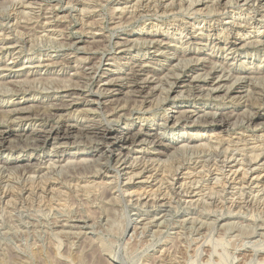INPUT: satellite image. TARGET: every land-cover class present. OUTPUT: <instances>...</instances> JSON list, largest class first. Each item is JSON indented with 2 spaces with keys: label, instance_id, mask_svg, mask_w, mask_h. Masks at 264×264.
Here are the masks:
<instances>
[{
  "label": "rangeland",
  "instance_id": "obj_1",
  "mask_svg": "<svg viewBox=\"0 0 264 264\" xmlns=\"http://www.w3.org/2000/svg\"><path fill=\"white\" fill-rule=\"evenodd\" d=\"M0 1L3 2V3L0 2V21H1L0 22V32L1 30L4 32L6 27H9L14 23L12 25L14 29H12V31L10 30L9 36L11 38L13 37L12 39H15L16 40L15 42L17 44H21L22 41H24L26 37L27 38L30 37L31 39L30 42H32L31 44L34 46V49L29 52L31 54V56L29 57H32L33 60H30V58L28 57H24L22 59V62L20 61V63L22 64L24 63L26 65V67L23 68L22 70L23 71L22 75H20L19 77H13V76H7L9 75L7 71L0 73V89H1V86L4 89L7 86H11L14 89L16 87L17 88L19 87V89L25 90V89L30 88L31 85L32 86H43V84H46L47 86L44 85L43 87H58V89L60 88L59 91H61L62 88H68L71 86V87H81L82 96H86L90 94L92 89L93 90L97 89V85L99 82L98 80H95V79L92 80L93 82H90L91 80L89 79L90 76H88L87 80L85 79L86 81L84 80V75H83V71L81 68L82 66L81 59L83 57L90 56V55H94V57H99L103 53L106 55H110L109 57H112V59L109 61H103L100 65V69L102 71H108V72L110 71L112 77H117L118 76L117 73L119 72L122 74L124 73L127 74L129 72L128 70L129 66L126 65L125 63L128 62L129 60L132 61V62L130 61L131 64L133 63V61L135 62L136 60H138L142 64H145L146 66H148L149 71L154 72L155 70V72L157 71L158 74H161V76H164V78H160L161 76H159V78L160 80L162 79L161 82H164V85L166 87L164 85L160 87L159 84L161 83H159L160 82L159 80L152 82L153 85H150L151 87H149V89L147 88L148 94L146 96L147 97L146 99L139 98L136 100L135 97L133 98L132 96H130L131 93L128 92L127 88H123L121 90L119 89L121 92L117 90L112 95L108 96L106 99L105 98L100 99V101H96V102L94 101L88 104H78L79 108L76 107L75 111L69 110V111H66L63 113L60 112L59 114L54 115L53 112L51 113L50 109H47L48 106L46 105L45 107H43L45 108L43 110L48 111V112H46L47 114L45 116L46 119L44 118V120L41 122V125H45L47 127L55 126V128H58L59 125L66 122L67 120L68 121L72 120L73 122H75L76 120L83 121V119H93L94 118L93 119L94 121L92 123H96L101 128H103L104 126L107 125L105 120L103 119V111L107 108L108 105L110 106L112 104L111 102L118 101L120 105H125V107L131 106L133 109L139 110V111L141 110V111L140 112L138 111V114L134 117H131V116L124 117L123 116L124 118L122 117L121 120L116 119L111 124L113 129H117L118 127L123 128L125 126L127 127L133 123V126H131V129H130L132 132L137 131L140 128L148 127V129H153L154 132L164 133V135L166 136L163 139L164 143H169L170 141H168L167 138L168 137L171 138L172 136L173 138L175 137V140L179 138V141L182 139H185V141L180 142L182 143V145L179 143L181 147H183V143H184L185 148L183 147V152H182L181 147L177 149V146H179L177 145V142H174V144H176L174 150H172L173 148L166 149L167 154L164 153V150L162 148L163 146L162 147L159 146L158 147L159 151L163 153H161L160 156L159 154H151V155H156V156L152 157V160H151L152 168L150 169V172L148 173V175L145 174L144 176H141V177L135 176L131 181H128V179H126L127 176H124V178L120 180L122 183L120 182L118 183L120 184V186L123 185L124 188H122V191L125 190L126 188L128 189H126L125 192L124 191L120 192V195H118L119 192L117 190L119 187L118 188L116 187L117 182H116V179H114L113 174H106V176H102L100 174V172L103 171V169L101 168L100 162L103 161V157H104L103 146L106 143L105 138L104 140H99L98 138L90 137V138H85V139L81 138L79 140L78 137L75 136L74 139L72 137L70 139H61L59 141L60 143L57 144L58 146L56 144L54 145L49 144V145L37 147L35 148V150L28 149L23 152H20V150H17L14 153H9L8 151H4L0 153L1 157L8 159L9 161L18 157L19 161L17 162L21 164L17 168L10 169L9 173L4 172L5 173L4 176H3L4 173L0 174V190H1L0 193L3 191L2 189L5 187L4 185H7L6 187L8 188L10 187V189L7 191L8 188L6 189L5 187L4 191H7L8 194L9 192L12 191L11 193L13 194V195L9 194L8 196L9 199L8 197L7 199L6 198L0 199V264H219V263L220 264H264V259H263L264 258V238H263L264 237V201H263L264 200L263 198L264 197L263 196L264 195V187H263L264 186V181H263L264 180V165L262 166V170L257 171V174H262L261 177H263L260 180L261 181L260 185H256V183H253V184L249 183L246 185V188L248 187V185H252V186L249 189L248 188L246 190L244 189L243 192L242 190L238 189L239 187H237L235 191L230 189L231 191L230 192L228 189V191H225L224 193L219 192L220 195L223 194L225 196V200L223 201L224 203L222 202V200L217 201L216 203L214 200H212L211 198H208V196L205 195L206 191H207L206 194L210 193V190L208 189H210V187L214 185L213 183L215 181L213 180L212 182L211 178L213 176L212 177L207 176L206 172H204L206 168H200L204 170L203 172L202 170L198 168V170L201 171L202 174L199 171H197V169H192L194 171L193 174H195L193 178L195 180V183L196 181L197 182L199 181V183L195 184L196 186H194V188H198L199 186V188L195 191L197 195H194L193 197L197 201H193V203H189L188 200H186L187 197L185 195H183L182 198H179L176 196V194H174V192L171 193L173 190H170L169 188L172 186V180L175 175V173H173L175 172L173 168H176V166H178V164L183 161L182 159H184L183 162H186L187 164H190L189 165L190 167H193L194 166L193 162L195 158L199 156L197 153L199 152L202 154L203 153L209 154V151L206 148H209V146L213 144V142L216 143L217 142L216 140L222 139L224 143L225 141L227 143L230 142V144L232 145L231 146L232 149L237 148V146H240L241 148L239 147V150H238L239 152L236 153L237 155H239L238 159L242 158V155H240V152L241 154H244L245 151L247 153L249 151V148L251 146L253 148L255 144H256V147H255L256 152L258 153L259 151H263L261 152L262 153L261 157H263L264 155V97H263L264 96V79H263L264 77V49H263L264 48V21L262 22H260L259 20H257L258 22L252 21L251 17L253 18V16H256L255 11L252 7H249V5H245L238 0H237L238 2L236 0H230V1L228 0L229 4L227 5L228 7H225L226 8L225 9L223 8V5L217 2V0H215V2L214 0H204L207 4H209L210 7H208L207 5H206L207 8L201 7L204 9L203 12H201L202 11L201 10L197 13H193L192 11L186 9L187 4L185 5L184 3L185 7L182 9L178 8L174 11L163 13L164 11L163 9L159 8L157 12L155 11L156 8L154 7L148 13L146 12L142 14L143 16L142 15L133 16L131 18L129 16L130 14L126 13L127 17H125L124 19L121 16L126 15V14L125 13L121 14L120 12L121 7L125 6L123 1L120 4H118L116 0H112V1L110 0H84V1L83 0H80V1L79 0H27V1L26 0H11V1L10 0H7V1L0 0ZM18 1H21V2H18ZM131 3L127 5L132 6L134 2H131ZM214 3L215 4L217 3L216 6ZM213 6L216 9L217 8L218 9L217 10L214 9ZM127 8H130V7H127ZM262 10H264V8H262ZM128 11H131V10L129 9ZM217 12L219 13L222 12L221 14L223 15H220ZM1 13H2V16H1ZM208 13L209 14L212 13L210 14V17ZM237 15L239 16L241 15V16L239 17ZM113 18H117V20L115 19L116 25L114 21L112 20ZM225 19H227L228 21ZM229 20H230V23H229ZM46 21H47V24H46ZM95 21H97L98 23ZM236 21L238 22V25L240 27H243V28L245 27L247 29L245 33L247 35L246 37L248 39V42L254 41V40L255 42L249 43L248 44L249 46L247 45L244 48H240L239 50H227L226 44L228 41L226 39H232L235 36L234 35V36L229 37L228 29L229 27H231V23L232 25L233 24L237 25ZM243 22L246 25H244ZM19 23H21L20 24L21 26L19 25ZM29 23L30 24L32 23V24L30 25ZM43 23H45L46 26H50V27H48L47 29L43 27L42 28L39 27V26H44L45 24ZM186 23H192V24L194 23L197 27L199 26L200 28L201 26H205L207 28L209 27L214 28L216 32L221 33V37H223L222 42L220 43L219 46L218 45L215 46V44L213 43L204 44L205 42H201V44H195V45L188 43L187 40L189 38H186L185 34L181 33V30H182L181 28H183ZM240 23H242V25H240ZM26 24H29L30 26ZM227 25H229V27H227ZM24 27L33 29L30 32L31 36L30 34L29 36L25 34L26 29ZM54 28L56 29L54 30ZM221 28L222 29L224 28L225 30L224 29L222 30ZM259 28L261 30V33L260 32L258 33L257 29ZM48 29L50 33L48 32ZM43 30L44 32H46L47 35L43 34L44 33ZM40 31L42 34L40 33ZM54 31H55V34H54ZM148 31L155 32V33L161 32V33H164V35H167V37L164 40L165 43H163V45L164 46L166 45V46L165 47L163 46L162 49L163 50L166 49L165 51H167L168 53L177 54V56L170 58L168 60H165L164 58H157V56H155L156 54L153 53L155 49L150 50V49H145V47L142 48L141 47L142 44L145 43L143 34L148 33ZM7 32L8 31H6V33ZM20 32H21L20 37H18ZM83 32H85V34ZM102 32L105 33L106 36H104L105 34H103ZM94 33H97L96 37H94L95 39L91 38L90 36ZM197 33H199V31H197ZM86 34L88 36H86ZM23 35L25 36L22 37ZM48 35H49V38H48ZM110 35H112V38H109L111 37ZM203 36L206 37L207 33L203 34ZM238 36L240 38L241 36H243V34L237 35L236 37L238 38ZM45 37L48 38L49 40L46 39ZM54 37H56L57 39L55 40ZM120 37L128 38V40H131V39L135 40L138 46H135L133 48L129 47L130 48V49L128 48L129 50H126L123 53H120V48H118V45H116L117 42L121 40ZM188 37H190V35H188ZM33 38L36 39L35 40L36 42L34 41ZM50 38L52 39L51 41H50ZM53 39L55 40V42ZM76 39H77L79 46L78 45L72 46L71 45L72 41L73 40L76 41ZM138 41L140 44L137 43ZM256 41L258 43H256ZM101 45H103L102 46L103 48L101 47ZM184 50H187L185 51V54L188 58L192 59V62L194 64L198 62L196 61L195 57H199V56L202 57V59L200 60V62H198L197 65H194L191 68L186 69L185 71L181 72V76L184 80L187 79L189 75H191L190 77L197 76V75L204 76L205 73H207L205 71H209V68H211L212 66H215V64L217 65L216 67L219 69H221L222 66L223 67L224 66L225 67L237 66L236 68L240 69L238 71L246 72V74H250L254 78L252 81L244 80L243 87L240 88L239 90H234V92L231 94V97H228V98L225 95V93L222 91L216 92L214 93V95L210 97L209 95H206L204 92L201 94V96L197 95V99L194 101L192 100V98H190L191 91L189 92L188 87H183V86L175 89L174 91H171L169 93V96H167L166 91L168 88L167 86L168 84H166V79L168 77L170 78L171 76H173L175 74L174 71L176 73L179 72L178 69L180 68L179 65H182L180 63H182L181 59H183L182 56L184 54ZM63 56L64 57L69 56L73 60L71 61V63H66L65 66L63 67L58 66V67H55L54 69L47 70L45 68H38V69L33 68L32 63H31V61L35 63L40 58L46 59L47 57L48 58L55 57L56 60H61ZM211 56H212V59H207L208 61L203 59V57L211 58ZM97 59L95 61H97ZM178 59H180V61ZM192 62L191 64H193ZM32 72L35 74H32ZM169 73L171 75H169ZM198 73H202V74H198ZM253 73L256 75H254ZM258 73H262V74L260 75ZM40 74L41 76L46 75L45 76L46 80L47 79L49 80L45 81L42 79L43 80L42 81L39 78ZM56 75L58 76V78L56 77ZM27 77H28V80H27ZM155 77L158 78L157 75ZM33 79H35L34 83H32ZM30 80H31V83H30ZM69 80H70V83H69ZM8 82L10 85L8 84ZM86 82L90 84L89 87H88V84H86ZM61 85L65 87H62ZM163 87H165L164 90L162 89ZM255 89H259V90H255ZM162 90L164 91V93ZM54 95L58 96L57 94H54V93L51 94V96H54ZM31 96L33 95L30 92H27V93L19 92L17 95L12 96L11 98L14 102L19 103L18 105L20 106L22 105L26 108L27 107L30 108L31 107L30 105L32 104L30 102L32 101ZM41 96L42 95H39V98H41ZM248 97L250 98L248 99ZM93 98H98V97L93 95ZM253 98H254V101H251ZM28 99H30V101ZM162 99L165 101L163 102ZM142 100H144V102L141 104V102L139 101H142ZM2 103L4 106L7 104V102L6 103L1 102V104ZM12 104L13 103L10 102L7 105V108L10 107L9 105H12ZM35 108L36 107H34V109ZM149 108H152V109H149ZM214 109L215 111H219V112L222 109L223 110L225 109L226 113H223V115H227L229 117L228 127H225L221 130L220 127L217 125L210 126L208 122L206 123L205 120L210 118V116H207L208 117L207 118L204 116V114ZM150 110H153V111H150ZM189 110L190 111L196 110L195 112L196 120L195 121H191L194 118L186 120L183 117V119L180 120L178 126H176L177 128L174 132H169L167 129L166 130L163 129L161 131L159 123L161 122V117L165 113L169 115L175 114L176 116H178V115H181L183 111H189ZM223 115L219 116V118H221ZM248 115H249V118H248ZM5 116L6 115L4 113H0V120H1L0 130H4L6 131V133H8L6 143L9 144V142H11L12 144H9V145H16V143L17 144L21 143V146L26 144L24 143L25 137L24 138L19 137L16 135V133H18V130H20L22 127H25V129H30V127H32L34 123L31 124L30 122H26V121L19 122L17 120H13L12 119L13 117H9V116L5 117ZM68 118L71 120H69ZM154 119H156L158 123L157 122L154 123L153 121ZM188 121L191 123H189ZM193 136H197L198 139L191 138ZM17 139H18V142H17ZM207 141L209 143L211 141L213 142L209 144L207 143ZM70 142L71 143L73 142V143L71 144ZM94 143H96L97 145L100 144L99 146L101 148L97 150V152L91 153V151L94 150L93 148L94 146L92 147V144L94 145ZM206 143L208 144L207 147L205 145ZM154 145L155 144H150L149 142H147L143 146V148L145 147L146 150L148 149L151 153H153L155 152L154 147H153ZM193 145H196V146H193ZM127 147L128 145L124 146V148H121V150H123L124 152H127L128 150ZM192 147L194 148L192 149ZM198 147L200 149H198ZM242 148H244L243 149L244 153L242 152ZM134 149L137 150L140 148H134ZM57 151L66 154L67 159L65 157L63 161L57 162L55 159L53 160L52 158L51 160L52 162L48 160V162H46L45 164H43L44 162L40 164H36V165L33 164L35 161L38 162V160H36L37 155H40L39 157L41 158L49 159L50 157L47 156V153L53 155ZM130 151H131L130 157H137L138 154H139L138 156H141L140 153L133 150V146L130 147ZM173 151L175 154L173 153ZM190 152H191V155L193 154L192 162L191 161L188 162L191 158V157L189 158L188 156L190 155ZM183 153H186V154H183ZM194 153L197 155H194ZM31 154H33L32 157H34V159L32 161H29V155ZM183 155H184V158H183ZM83 158L86 159L85 160L86 163L83 162L84 161ZM91 158H92L91 160L92 162L90 161ZM176 159H178V161L180 162H178ZM138 160H140V157L136 161ZM168 160L169 161L171 160V161L168 163ZM79 161H81L82 164H80ZM263 162L264 160L261 161V163ZM48 163H50L51 166ZM60 163H63V164H60ZM32 164L34 166L31 168ZM46 164L49 165L48 169H47ZM55 164L56 166H54ZM91 169H93V171L95 172H93ZM23 170H26V172H24ZM195 171H197L198 173ZM184 172H186V170ZM6 174H9V175H6ZM28 174L30 176H27ZM34 174H35V178H34ZM36 175H39V176H36ZM180 177L181 179L183 177L187 179V182H189L191 179V178H188L187 175L185 176L183 174H180ZM143 180L145 181L143 182ZM91 182L93 184H91ZM159 183H162V184H159ZM45 185L46 187H48V191L43 190V187H45ZM11 186L13 187L11 188ZM50 186H52L51 189H50ZM216 187L218 188V185H216ZM260 187L262 188L263 191L260 190L261 189ZM172 188L173 187H171V189ZM55 190L59 192H56ZM236 190H239V191H236ZM130 191L136 192V195L133 194L134 199H137L139 196L142 197V198L139 197L137 202L135 201L136 204L134 202L129 203L130 201L127 199L129 198L128 194L130 193ZM259 191L261 192L260 194L262 195V197H260L261 195L259 194ZM245 192L249 193L248 195L252 194V196H250L251 201L248 202V204L245 201L234 203L235 205L231 202L230 197H232V193L235 194L237 197L240 195L239 193L242 194ZM153 193L154 195L156 194L157 195L154 196ZM216 193L213 195L214 197L217 196L218 193L217 194ZM158 194H160V196ZM1 196L2 195H0V197ZM200 197H201V201H200ZM146 198L148 200H153V201H157V200H161L162 198H165L166 200L168 199L167 201L169 202V204L161 208H158V206H156L158 205V201H157V204L153 205L150 203L151 205H149V202L144 203ZM11 199H13L12 200L13 203L11 202ZM126 199L127 201L125 202ZM205 199H206V202H205ZM258 199L259 201H257ZM210 200L212 201L211 203H210ZM252 200H253V203H251ZM203 201L207 203L208 206L205 203H203ZM209 203H210V206H209ZM239 203L240 205H243V206L240 207ZM105 214L109 216H106ZM63 222H65L68 225H66ZM75 232H78V233H75ZM234 241L236 242L234 243ZM217 253H219V255Z\"/></svg>",
  "mask_w": 264,
  "mask_h": 264
},
{
  "label": "bare ground",
  "instance_id": "obj_2",
  "mask_svg": "<svg viewBox=\"0 0 264 264\" xmlns=\"http://www.w3.org/2000/svg\"><path fill=\"white\" fill-rule=\"evenodd\" d=\"M5 1V0H3ZM7 1V0H6ZM11 1V0H10ZM27 1V0H26ZM80 1V0H79ZM84 1V0H83ZM112 1V0H110ZM118 2V4H120L122 1L124 3L125 6H122L121 7V14H126V13H129L130 17L132 18L133 16H140L144 13H148L151 9H153L154 7L156 8L155 11L159 10V8L163 9V13L164 12H169V11H174L178 8L182 9L185 7V5L187 4V8L188 10L192 11L193 13H197L199 11L203 12V8L207 6H209V4H207L204 0H116ZM230 1V0H229ZM228 0H217V2L221 5H223V8L225 7H228L227 5L229 4ZM237 1V0H236ZM240 1L241 3L245 4V5H249V7H252L255 11V15L256 16H253V18L251 17L252 21L253 22H256L257 20H259L260 22L264 21V10H262V8H264V0H238ZM237 1V2H238ZM1 2V1H0ZM18 2H21V1H18ZM88 2V1H87ZM99 2V1H98ZM131 2H134L133 5L129 6L127 4L131 3ZM213 2V1H211ZM215 2V0H214ZM3 3V2H1ZM16 3V1H15ZM26 3V2H25ZM85 3V2H83ZM185 3V5H184ZM132 4V3H131ZM211 4V3H210ZM215 4V3H214ZM217 4V3H216ZM215 4V6H216ZM235 4V3H234ZM257 4V5H256ZM24 5V3H23ZM34 5V4H33ZM70 5V4H69ZM123 5V4H122ZM207 5V6H206ZM220 5V6H221ZM239 5V4H238ZM66 6V5H65ZM120 6V5H119ZM233 6V5H232ZM241 6V5H240ZM8 7V6H7ZM87 7V6H86ZM127 7H130V8H127ZM203 7V8H201ZM212 7V6H211ZM214 7V6H213ZM218 7V6H217ZM110 8V7H109ZM222 8V7H221ZM222 8V9H223ZM243 8V7H242ZM13 9V8H12ZM28 9V8H27ZM79 9V7H78ZM131 10V11H128V10ZM160 9V10H161ZM214 9H216L214 7ZM213 9V11H214ZM218 9V8H217ZM216 9V10H217ZM226 9V8H225ZM224 9V10H225ZM252 9V10H253ZM50 10V9H49ZM52 10V9H51ZM85 10V9H84ZM93 10V9H92ZM223 10V12H224ZM231 10V8H230ZM241 10V9H240ZM11 11V10H10ZM17 11V10H16ZM53 11V10H52ZM127 11V12H126ZM189 11V12H190ZM234 11V10H233ZM244 11V10H243ZM253 11V12H254ZM56 12V11H55ZM107 12V11H106ZM158 12V11H157ZM226 12V11H225ZM231 12V11H229ZM248 12V11H247ZM3 13V12H2ZM2 13H1V16H2ZM12 13V12H11ZM37 13V12H36ZM42 13V12H41ZM84 13V12H83ZM91 13V12H90ZM175 13V12H174ZM192 13V15H193ZM219 13V12H217ZM222 13V12H221ZM219 13L220 15H223ZM236 13V12H235ZM250 13V12H249ZM34 14V13H33ZM52 14V13H51ZM98 14V13H97ZM119 14V13H118ZM160 14V13H159ZM209 14V13H208ZM212 14V13H210ZM210 14H209V17H210ZM217 14V15H219ZM252 14V12H251ZM250 14V15H251ZM36 15V14H35ZM58 15V14H57ZM69 15V14H68ZM93 15V14H92ZM95 15V14H94ZM191 15V16H192ZM216 15V16H217ZM234 15V14H233ZM39 16V15H38ZM56 16V15H55ZM54 16V17H55ZM59 16V15H58ZM90 16V15H89ZM115 16V15H113ZM112 16V17H113ZM118 16V15H117ZM143 16V15H142ZM188 16V15H187ZM190 16V15H189ZM235 16V15H234ZM239 16V15H237ZM241 16V15H240ZM239 16V17H240ZM33 17V15H32ZM51 17V16H49ZM100 17V16H99ZM125 19V17H127V14L126 15H123L121 16ZM178 17V16H177ZM181 17V16H180ZM246 17V16H245ZM244 17V18H245ZM259 17V19H258ZM65 18V17H64ZM120 18V17H119ZM139 18V17H138ZM192 18V17H191ZM228 18V17H227ZM24 19V18H23ZM36 19V18H35ZM85 19V18H84ZM90 19V18H89ZM115 19L117 20V18H113L112 20L114 21L115 23ZM181 19V18H180ZM183 19V18H182ZM218 19V18H217ZM233 19V18H232ZM26 20V19H25ZM43 20V19H42ZM46 20V19H45ZM51 20V19H50ZM62 20V19H61ZM221 20V19H220ZM227 20V19H225ZM236 20V19H235ZM248 20V19H247ZM89 21V20H88ZM98 21V20H97ZM95 21V22H97ZM102 21V20H101ZM181 21V20H180ZM188 21V20H187ZM218 21V20H217ZM223 21V20H222ZM228 21V20H227ZM243 21V20H242ZM1 22V21H0ZM43 22V21H42ZM41 22V23H42ZM50 22V21H48ZM99 22V21H98ZM97 22V23H98ZM184 22V21H183ZM219 22V21H218ZM225 22V21H224ZM245 22V21H244ZM243 22V24H244ZM250 22V21H249ZM258 22V21H257ZM23 23V22H22ZM40 23V22H39ZM54 23V22H53ZM57 23V22H56ZM93 23V22H92ZM173 23V22H172ZM185 23V22H184ZM197 23V22H196ZM211 23V22H210ZM229 23H230V20H229ZM235 23V22H234ZM237 25L231 23V27H229V25H227V27H229V32H228V35L229 37L230 36H234L232 39H226L228 42H227V50H239L240 48H244L245 46H247L249 43H253L255 42L254 41H249L248 42V39H247V35H246V31L247 29L244 27H240L238 25V22L236 21ZM4 24V23H3ZM14 24V23H13ZM12 24V25H13ZM16 24V23H15ZM21 23H19L20 25ZM24 24V23H23ZM30 24V23H29ZM29 24H26L28 26H30ZM35 24V23H34ZM38 24V23H37ZM45 24V23H43ZM46 24H47V21H46ZM46 24L44 26H39V27H43L45 29H47L48 27L50 26H46ZM118 24V22H117ZM125 24V23H123ZM164 24V23H163ZM249 24V23H248ZM10 25V24H9ZM9 26V27H6L5 28V31L3 32L1 30L0 32V73L1 72H4V71H7V73H9V75L7 76H13V77H19L20 75L23 74V68L26 67V65L23 63H20V61L22 62V59L24 57H28L30 58V60H33L32 57H29L31 56V54L29 53L30 51H32L34 49V46L31 44L32 42H30V37L29 38H25L24 41H22L21 44H17L15 41V39H12L10 36H9V32L10 30L12 31V29H14L13 26ZM17 25V24H16ZM25 25V24H24ZM87 25V24H86ZM91 25V24H90ZM98 25V24H97ZM114 25V24H113ZM116 25V23H115ZM213 25V24H211ZM240 25H242V23H240ZM246 25V24H244ZM21 26V25H20ZM19 26V27H20ZM33 26V25H32ZM62 26V25H61ZM96 26V25H95ZM2 27V25H1ZM18 27V28H19ZM26 27V26H25ZM24 27V28H25ZM117 27V26H116ZM170 27V26H169ZM248 27V26H247ZM17 28V27H16ZM23 28V27H22ZM53 28V27H52ZM58 28V27H56ZM54 28V30L56 29ZM61 28V27H59ZM63 28V27H62ZM68 28V27H67ZM97 28V27H95ZM173 28V27H172ZM179 28V27H178ZM218 28V27H217ZM26 32L25 34H27L29 36L30 32L33 30L32 28H25ZM93 29V28H92ZM120 29V28H119ZM181 33L185 34L186 38H189L187 41L188 43L190 44H201V42H205L204 44H208V43H213L216 45H220V43L222 42V38L221 37V33L219 32H216V30L212 27H205V26H201V28L198 26H196L194 23H186L184 25L183 28H181ZM222 29V28H221ZM224 29V28H223ZM222 29V30H223ZM263 29V28H261ZM19 30V29H18ZM39 30V29H38ZM37 30V31H38ZM61 30V29H60ZM66 30V29H65ZM85 30V29H84ZM82 30V31H84ZM91 30V29H89ZM100 30V29H99ZM105 30V29H104ZM179 30V29H178ZM225 30V29H224ZM258 30V33L260 32L261 33V30L260 28L257 29ZM6 31H8L6 33ZM17 31V30H16ZM21 31V30H20ZM36 31V29H35ZM42 31V29H41ZM40 31V33H41ZM63 31V30H62ZM197 31H199V33H197ZM227 31V30H226ZM19 32V31H18ZM17 32V33H18ZM44 32V30H43ZM48 32H49V29H48ZM60 32V31H58ZM57 32V33H58ZM203 32V33H202ZM223 32V31H222ZM16 33V34H17ZM36 33V32H35ZM50 33V32H49ZM48 33V34H49ZM63 33V32H62ZM85 34V32H83ZM92 33V32H91ZM103 33V32H102ZM180 33V32H179ZM207 33V36H203V34H206ZM225 33V32H224ZM11 34V33H10ZM20 34L21 32L19 33V36L20 37ZM42 34V33H41ZM43 34H46V32H44ZM54 34H55V31H54ZM52 34V35H54ZM61 34V33H60ZM90 34V33H89ZM105 34V33H103ZM169 34V33H168ZM240 38L238 36V38L236 37L237 35H242ZM37 35V34H35ZM39 35V33H38ZM47 35V34H46ZM45 35V36H46ZM64 35V34H63ZM97 33H94L91 36V38H94L96 37ZM175 35V34H174ZM188 35H190V37H188ZM12 36V35H11ZM17 36V35H16ZM25 35H23L22 37H24ZM31 36V34H30ZM57 36V34H56ZM59 36V35H58ZM86 36H88L86 34ZM106 36V34L104 35ZM108 36V35H107ZM111 37L109 38H112V35H110ZM139 36V35H138ZM142 36V35H141ZM144 36V44H142V48L145 47V49H155V51H153V53H155L157 56V58H164L165 60H168L170 58H173V57H176L177 54H172V53H168L167 51L163 50V43L165 38L167 37V35H164V33H155V32H149L146 33V34H143ZM142 36V37H143ZM227 36V35H226ZM225 36V37H226ZM249 36V35H248ZM34 37V36H33ZM53 37V36H52ZM51 37V38H52ZM67 37V36H66ZM129 37V36H128ZM184 37V36H183ZM39 38V37H38ZM44 38V37H43ZM42 38V39H43ZM46 38V37H45ZM48 38H49V35H48ZM46 38V39H48ZM50 38V41L52 40ZM68 38V37H67ZM102 38V37H100ZM121 38V37H120ZM251 38V37H250ZM249 38V40H250ZM257 38V37H256ZM34 39V38H33ZM37 39V37H36ZM34 39V41L36 40ZM41 39V40H42ZM54 39L56 40L57 38L54 37ZM53 39V40H54ZM61 39V38H60ZM65 39V38H63ZM95 39V38H94ZM138 39V38H137ZM176 39V38H175ZM184 39V38H183ZM255 39V38H254ZM259 39V37H258ZM263 39V37H262ZM45 40V39H44ZM43 40V41H44ZM49 40V39H48ZM47 40V41H48ZM54 40V42H55ZM167 40V39H166ZM253 40V39H252ZM18 41V40H17ZM33 41V40H32ZM58 41V40H57ZM63 41V40H62ZM61 41V42H62ZM106 41V40H105ZM169 41V39H168ZM258 41V40H257ZM256 41V43H258ZM261 41V40H260ZM259 41V42H260ZM36 42V41H35ZM60 42V44H61ZM70 42V41H69ZM68 42V43H69ZM95 42V41H93ZM103 42V41H102ZM142 42V41H141ZM177 42V41H176ZM101 43V42H100ZM109 43V42H108ZM139 43V41L137 42ZM186 43V42H185ZM30 44V45H29ZM71 44V43H70ZM140 44V43H139ZM169 44V43H168ZM72 46H77L78 45V42H77V39L76 41H72ZM118 45V48H120V53H123L124 51L126 50H129L135 46H138V44H136V41L135 40H128V38H121V40H119L117 42ZM224 45V44H223ZM79 46V45H78ZM103 45H101L102 47ZM166 46V45H165ZM164 46V47H165ZM249 46V45H248ZM207 47V46H206ZM103 48V47H102ZM129 48V49H128ZM218 49V48H217ZM264 49V48H263ZM87 50V49H86ZM100 50V49H99ZM178 50V49H177ZM222 50V48H221ZM169 51V50H168ZM171 51V50H170ZM185 51L187 50H184V54H183V59H181V62L180 64L182 65H179L180 68L178 69L179 72H175L174 71V75L171 76L170 78L168 77L166 79V84H168V88H167V96H169V93L171 91H174L175 89L177 88H180L181 86L183 87H188L189 89V92L191 91V97L192 100H196L197 99V95L198 96H201L202 93L205 92L206 95H209L212 96L214 95V93L216 92H219V91H222L225 93V95L228 97H231V94L234 92V90H239L240 88L243 87V82L244 80H250L252 81L254 77H252V75L250 74H246V72H243V71H238L240 69H237L236 67L237 66H228V67H223L222 65V68L219 69L217 68L216 64L215 66H210L211 68H209V71H205L207 73H205L204 76H201V75H197V76H193V77H190L191 75H189V77L187 79H183L182 76H181V72L185 71L186 69H189L191 68L192 66L194 65H197L198 62H200V60L202 59V57H195L196 58V62L195 64L192 62V59L191 58H188L185 54ZM183 53V52H182ZM93 54V53H92ZM117 54V53H116ZM252 54V53H251ZM90 55V54H89ZM97 55V54H96ZM137 55V54H136ZM42 56V55H41ZM70 56V54H69ZM69 56H66L61 59V60H56L55 57H47L46 59H39L37 62L32 63V66L33 68H45V69H54L55 67H58V66H65L66 63H71V61L73 60L71 57ZM110 55H106V54H101L99 57H94V55H90V56H86V57H83L81 60V68H82V71H83V75H84V80L88 79V76H90L89 79L90 82H93L92 80H98V85H97V89L96 90H91L90 94L86 95V96H82L81 94V87H68V88H62L61 91H59L58 87H43L44 85L46 84H43V86H30V88L28 89H25V90H21L19 89V87L17 88H12L11 86H7L4 88H2L1 86V89H0V113H4L6 116H9V117H13L12 119L13 120H17L19 122H30L32 125V127H30V129H25V127H22L20 130H18V133H16L17 136L19 137H25V142L26 144L22 145L21 146V143L17 144L16 145H9V144H12L11 142H9V144L6 143V140H7V134L6 131L4 130H0V153L4 152V151H8L9 153H14L15 151L17 150H20V152H23V151H26L28 149H32V150H35V148L37 147H40V146H45V145H54V144H58L60 143L59 141L61 139H70L71 137L74 139L75 136L78 137V139L80 140L81 138H90V137H95V138H98L99 140H106V143L105 145L103 146V161L100 162V165H101V168L103 169V171L100 172V174L102 176H106V174H113L114 176V179H116V182H117V188H118V192L120 195V192H125V190L122 191V186H120V183H122L120 180H122L124 178V176H127L126 179H128V181H131L135 176H144L145 174L148 175V173L150 172V169L152 168L151 167V160H152V157H155L156 155H151V154H160L163 153L161 151H159V146H163V150H164V153L167 154V150L166 149H169V148H173L172 150H174L175 148V145L174 142H177V149H179L180 144L182 145V141H185V139H182L179 141V138L177 140H175V137L173 138V136L170 138L168 137L167 140L170 141L169 143H164L163 142V139L164 137H166L164 135V133L162 132H154L153 129H148V127H145V128H140L139 130L137 131H134L132 132L130 129H131V126H133V123L130 125V126H125V127H121V128H117V129H113V127L111 126L112 122L115 121L116 119H120L124 116H131V117H134L138 114V111L139 110H135L133 109L131 106L129 107H125V105H120V103L118 101L116 102H111L112 104L109 106H107V108L103 111V119L105 120L106 122V126H104L103 128H101L99 125H97L96 123H92L94 120L93 119H83V121H75L73 122L71 119V121H66L64 123H62L61 125H59L58 128H55L54 127H47L45 125H41V122L44 120L45 116L47 115L46 112L48 111H44L43 107H45L46 105L48 106L47 109H50L51 110V113L53 112V114H59L60 112H66V111H69V110H74L76 109V107H78V104H88L90 102H96V101H100V99H106L108 96L112 95L114 92H116L117 90L120 91L121 89L123 88H127L128 92L131 93L130 96H132L133 98L135 97L136 100L141 98V99H146L147 97V94H148V91H147V88L149 89V87H151L150 85H153L152 82H155L157 80H159L161 84V86L164 85V82H161L162 79L160 80V78H164V76H161V74H158L157 71L154 72L153 71H149L148 69V66H146L145 64H142L141 62H139L138 60H136L135 62L133 61V63L131 64V60H129L128 62H126L125 64L129 66V72L127 74H122V73H117V77H112L111 76V72L109 71H102L100 69V65L103 61H109L112 59V57H109ZM135 56V55H134ZM154 56V57H155ZM192 56V55H191ZM78 57V56H77ZM139 57V56H138ZM181 57V58H182ZM187 57V58H186ZM209 57V56H208ZM214 57V56H213ZM43 58V57H42ZM98 58V59H97ZM124 58V57H123ZM218 58V57H217ZM59 59V58H58ZM97 59V61H95ZM137 59V58H136ZM177 59V58H176ZM204 60H207V59H212V56L211 58H204ZM121 60V59H120ZM180 61V59H178ZM235 60V59H234ZM64 61V63H63ZM123 61V60H122ZM131 61V62H130ZM208 61V60H207ZM212 61V60H211ZM214 61V60H213ZM144 62V60H143ZM185 62V63H184ZM191 62L193 64H191ZM195 62V61H194ZM147 63V62H146ZM222 63V62H221ZM112 64V63H111ZM176 64V63H175ZM179 64V63H178ZM232 64V63H231ZM174 66V65H173ZM202 66V65H201ZM110 68V67H109ZM159 68V67H158ZM251 68V67H250ZM77 69V68H76ZM168 69V68H167ZM175 70V69H174ZM208 70V69H207ZM39 71V70H38ZM79 71V69H78ZM126 71V70H125ZM163 72V71H162ZM196 72V71H195ZM231 72V73H230ZM261 72V71H260ZM6 73V72H5ZM116 73V72H114ZM113 73V74H114ZM152 73V74H150ZM164 73V72H163ZM172 73V72H171ZM189 73V72H188ZM26 74V73H25ZM24 74V75H25ZM32 74H35L32 72ZM80 74V73H79ZM198 74H202V73H198ZM254 74V73H253ZM258 74H262V73H258ZM158 76V78H156L155 76ZM169 75H171L169 73ZM168 75V76H169ZM256 75V74H254ZM40 79L42 80H49L45 78V76H41V74L39 75ZM82 76V75H81ZM116 76V75H115ZM159 76H161L159 78ZM23 77V76H22ZM37 77V75H36ZM53 77V76H52ZM56 77L58 78V76L56 75ZM55 77V78H56ZM35 78V77H34ZM54 78V77H53ZM60 78V77H59ZM63 78V77H62ZM67 78V77H66ZM83 78V77H82ZM8 79V78H7ZM6 79V80H7ZM15 79V78H14ZM258 79V78H257ZM264 79V77H263ZM27 80H28V77H27ZM34 80L33 79V82L34 83ZM42 80V81H43ZM79 80V79H77ZM85 80V81H86ZM164 80V79H163ZM243 80V81H241ZM256 80V79H255ZM3 81V80H2ZM21 81V80H20ZM24 81V80H23ZM40 81V80H39ZM64 81V80H63ZM165 81V80H164ZM5 82V81H4ZM12 82V81H10ZM16 82V81H15ZM28 82V81H27ZM38 82V81H37ZM52 82V80H51ZM65 82V81H64ZM168 82V83H167ZM3 83V82H2ZM17 83V82H16ZM30 83H31V80H30ZM42 83V82H41ZM69 83H70V80H69ZM254 83V82H253ZM263 83V82H262ZM6 84V83H5ZM9 84V82H8ZM13 84V83H12ZM22 84V82H21ZM20 84V86H21ZM37 84V83H36ZM35 84V85H36ZM53 84V83H52ZM74 84V83H73ZM86 84H88V82H86ZM157 84V82H156ZM248 84V83H247ZM10 85V84H9ZM17 85V84H16ZM24 85V84H23ZM30 85V84H28ZM27 85V86H28ZM39 85V83H38ZM42 85V84H41ZM253 85V84H252ZM18 86V85H17ZM26 86V85H25ZM47 86V85H46ZM62 86V85H61ZM75 86V85H73ZM87 86V85H85ZM90 86V84H88V87ZM155 86V85H154ZM165 86V85H164ZM62 87H65V86H62ZM166 87V86H165ZM163 87L162 89L164 90ZM23 88V87H22ZM86 88V87H85ZM153 88V87H152ZM248 88V87H246ZM251 88V87H250ZM262 88V87H261ZM84 89V88H83ZM120 89V90H119ZM161 90V89H160ZM162 90V91H163ZM251 90V89H250ZM255 90H259V89H255ZM262 90V89H261ZM125 91V90H123ZM254 91V90H252ZM19 92H23V93H27V92H30L33 96L32 97V101H30V99H28L32 104L29 106L30 108H26L24 106H20L18 105L19 103L17 102H14L12 100V96H15L17 95ZM121 92V91H120ZM156 92V91H155ZM180 92V91H178ZM183 92V91H181ZM248 92V91H247ZM257 92V91H256ZM54 93V94H57L58 96H51V94ZM164 93V91H163ZM165 93V94H166ZM221 93V92H220ZM223 93V94H224ZM161 94V92H160ZM163 94V95H165ZM222 94V96H223ZM240 94V93H239ZM249 94V93H248ZM254 94V93H253ZM263 94V93H262ZM39 95H42L41 98H39ZM84 95V94H83ZM93 95L94 96H97L98 98H93ZM259 95V94H258ZM242 96V94H241ZM240 96V97H241ZM256 96V95H255ZM260 96V95H259ZM30 97V98H31ZM113 97V96H112ZM162 97V96H161ZM165 97V96H164ZM246 97V96H244ZM257 97V96H256ZM261 97V96H260ZM264 97V96H263ZM150 98V97H149ZM159 98V97H158ZM157 98V100H158ZM166 98V97H165ZM199 98V97H198ZM207 98V97H206ZM219 98V97H218ZM235 98V97H234ZM250 97H248L249 99ZM262 98V97H261ZM10 99V100H8ZM110 99V98H109ZM156 99V98H155ZM167 99V98H166ZM260 99V98H259ZM156 100V101H157ZM163 100V99H162ZM263 100V99H262ZM107 101V100H106ZM165 100H163L164 102ZM182 101V100H181ZM225 101V100H223ZM251 101H254V98L251 100ZM256 101V99H255ZM258 101V99H257ZM1 102H4L7 104L4 106L3 103L1 104ZM12 102L13 104L12 105H9L10 107L7 108V105ZM136 102V101H135ZM141 102V104L144 102V100L142 101H139ZM151 102V101H150ZM247 102V101H246ZM249 102V101H248ZM104 103V102H103ZM130 103V102H129ZM128 103V105H129ZM132 103V102H131ZM198 103V102H197ZM257 103V102H256ZM139 104V103H138ZM150 104V103H149ZM156 104V103H155ZM230 104V103H229ZM243 104V103H242ZM246 104V103H245ZM255 104V103H254ZM105 105V104H104ZM127 105V106H128ZM131 105V104H130ZM146 105V104H145ZM228 105V104H227ZM244 105V104H243ZM256 105V104H255ZM240 106V105H239ZM34 107H36L34 109ZM166 107V106H165ZM248 107V106H247ZM79 108V107H78ZM77 108V109H78ZM145 108V107H144ZM154 108V107H152ZM152 108H149V109H152ZM209 108V107H208ZM222 108V107H221ZM148 109V110H149ZM184 109V108H183ZM232 109V108H231ZM243 109V108H242ZM88 110V109H87ZM94 111V110H93ZM141 111V110H140ZM139 111V112H140ZM150 111H153V110H150ZM250 111V109H249ZM71 112V111H70ZM88 112V111H86ZM91 112V111H90ZM196 110H192V111H183L181 113V115H178L176 116L175 114H172V115H169L167 113H165L162 117H161V122L159 123L160 125V129L161 131L163 129H167L169 132H174L176 130V126H178L180 120L183 119V117L187 120L189 119H192L194 118L193 120L191 121H195L196 120V114H195ZM50 113V112H49ZM75 113V112H74ZM223 113H226L225 112V109L221 110L220 112L219 111H215L214 110H211L210 112L208 113H205L204 116L207 117V116H210V118L206 119V123L208 122L210 126L212 125H217L220 127V129L222 130L223 128L225 127H228L229 126V117L227 115H223ZM219 114V115H217ZM231 114V113H230ZM75 115V114H74ZM86 115V114H85ZM223 115L221 118H219V116ZM262 115V114H261ZM260 115V116H261ZM5 116V117H6ZM60 116V115H59ZM70 116V115H69ZM87 116V115H86ZM94 116V115H93ZM199 116V115H198ZM230 116V115H229ZM235 116V115H234ZM233 116V117H234ZM4 117V116H3ZM2 117V118H3ZM61 117V116H60ZM64 117V116H63ZM123 117V118H124ZM203 117V118H205ZM247 117V116H246ZM62 118V117H61ZM231 118V117H230ZM248 118H249V115H248ZM4 119V118H3ZM11 119V121H12ZM46 119V118H45ZM74 119V118H73ZM100 119V118H99ZM98 119V120H99ZM201 119V118H200ZM211 119V120H209ZM152 120V119H151ZM185 120V121H186ZM208 120V121H207ZM234 120V119H233ZM243 120V118H242ZM245 120V119H244ZM250 120V119H248ZM1 121V120H0ZM6 121V120H5ZM10 121V122H11ZM62 121V120H61ZM154 123H158V121H156V119L153 120ZM256 121V120H255ZM104 122V123H105ZM184 122V121H183ZM189 122V121H188ZM199 122V121H198ZM233 122V121H232ZM237 122V121H236ZM251 122V121H249ZM254 122V121H253ZM46 123V122H45ZM172 123V124H171ZM182 123V122H181ZM185 123V122H184ZM191 123V122H189ZM195 123V122H194ZM239 123V121H238ZM242 123V122H240ZM256 123V122H255ZM114 124V123H113ZM171 124V125H170ZM233 125V123H232ZM249 125V124H248ZM252 125V124H251ZM50 126V125H49ZM231 126V124H230ZM250 126V125H249ZM100 127V128H99ZM206 128V127H205ZM253 129V128H252ZM6 130V129H5ZM228 132V131H227ZM215 133V132H214ZM244 133V132H243ZM216 135V134H215ZM246 135V134H245ZM244 135V136H245ZM80 137V138H79ZM191 138H197V136H193ZM201 138V137H200ZM215 138V137H214ZM213 138V139H214ZM212 139V140H213ZM219 139V138H218ZM225 139V138H224ZM21 140V139H20ZM30 140V141H29ZM232 140V139H231ZM230 140V141H231ZM88 141V140H87ZM210 141V139H209ZM217 142L214 143L213 141V144H211L209 146V148H206L208 146L207 143H209L207 141V143L205 144L206 145V149H208L209 151V154H202V153H197L199 156H197L193 162L194 166L193 167H190L189 165L190 164H187L186 162H183L184 159H182L183 161L180 162L178 161V159H176L178 162H180L178 164V166H176V168H173L175 170V175H174V178L172 180V186L173 187L170 190H173L171 193L174 192V194H176L177 197L179 198H182L183 195H185L187 197L186 200H188L189 203H193V201H197L195 200L193 197L194 195H197L196 194V190L199 188H194V186H196L195 184H198L199 181L195 183V180L193 179L194 178V175L193 174V170L192 169H197L198 168H206L205 171L202 170V172H206L207 176H210L212 177V182L213 180L214 181V185L212 187H210V193L209 194H206L208 196V198H211L212 200H214L216 203L217 201H220L222 200V202L225 200V196L223 194H219V192H222L224 193L225 191H230L231 190H234L239 187L238 189L243 190L245 189H249L252 185H248V187L246 188V185L251 183H256V185H260V180L262 176V174H257V171L258 170H262V166L264 165V162L261 163V161L264 160V155L263 157L262 156V153L263 151H259L258 153L256 152V144L254 145V147L252 148V146L249 148V153L245 151V153L243 152V149L242 148V152L244 154H241L240 152V155H242V158L241 159H238L239 155H237L236 153L239 152V147L240 146H237V148H233L232 149V145L229 143H227L225 141H222L221 140H216ZM250 141V140H249ZM254 141V140H253ZM17 142H18V139H17ZM149 142L150 144H155L153 147H154V151L153 153H151L148 149L146 150V148L144 149L143 146ZM206 142V141H205ZM204 142V143H205ZM210 142V143H211ZM247 142V141H246ZM71 143V142H70ZM73 143V142H72ZM71 143V144H72ZM81 143V142H80ZM88 143V142H87ZM180 143V144H179ZM187 143V142H186ZM203 143V142H202ZM209 143V144H210ZM242 143V142H241ZM77 144V143H76ZM188 144V143H187ZM190 144V143H189ZM192 144V143H191ZM194 144V143H193ZM55 145V146H56ZM62 145V144H60ZM100 145V144H99ZM97 145L96 143H94V145L92 144V147L94 148L93 151H91V153H95L97 152V150H99L101 147ZM127 152H124L123 150H121V148H124V146H127ZM200 145V144H199ZM202 145V144H201ZM204 145V144H203ZM260 145V144H259ZM58 146V145H57ZM133 146V150L134 151H137L138 153H140L141 156H138L137 157H130V147ZM188 146V145H187ZM186 146V147H187ZM190 146V145H189ZM192 146V145H191ZM193 146H196V145H193ZM234 146V145H233ZM51 147V146H50ZM142 147V148H141ZM183 147H184V143H183ZM183 147L182 148V152H183ZM201 147V146H200ZM211 147V148H210ZM235 147V146H234ZM243 147V146H242ZM259 147V146H258ZM262 147V146H260ZM91 148V147H90ZM134 148H140V149H137L135 150ZM185 148V147H184ZM188 148V147H187ZM191 148V147H190ZM194 147H192L193 149ZM241 148V147H240ZM198 149H200L198 147ZM258 149V148H257ZM120 150V151H119ZM153 150V149H152ZM186 150V149H185ZM259 150V149H258ZM261 150V149H260ZM119 151V152H117ZM177 151V150H176ZM204 151V150H203ZM19 152V151H18ZM207 152V151H206ZM67 153V152H66ZM90 153V154H91ZM174 153V151H173ZM177 153V152H176ZM196 153V152H195ZM194 155H197L195 154ZM256 153V154H255ZM137 154V153H136ZM175 154V153H174ZM179 154V152H178ZM183 154H186V153H183ZM256 155V156H255ZM33 154L29 155V161H32L34 159V157H32ZM40 155H37L36 157V160H38V162H34L33 164L36 165V164H40V163H43L45 164L46 162L51 161L52 158L53 160L55 159L57 162H60V161H63L64 158L67 156L66 154L64 153H61V152H55L53 155L47 153V156H49L47 158H41L39 157ZM75 156V155H74ZM92 156V155H91ZM135 156V155H134ZM168 156V155H167ZM177 156V155H176ZM175 156V157H176ZM179 156V155H178ZM190 160L188 162H192L193 160V154L191 155V152H190V155H188ZM140 157V160L136 161L138 158ZM174 157V156H173ZM187 157V156H186ZM81 158V157H80ZM180 158V157H179ZM183 158H184V155H183ZM67 159V157H66ZM71 159V158H70ZM85 162V158H83ZM158 159V158H157ZM161 159V158H160ZM28 160V159H27ZM92 160V158L90 159V161ZM95 160V159H94ZM162 160V159H161ZM173 160V159H172ZM181 160V159H180ZM19 161L18 157L9 161L8 159H5L3 157L0 156V174L4 173V172H7L9 173L10 172V169H13V168H17L19 167ZM67 161V160H66ZM156 161V160H155ZM171 161V160H170ZM168 160V163L170 162ZM175 161V160H174ZM187 161V160H186ZM52 162V161H51ZM65 162V161H64ZM63 162V163H64ZM80 164L81 161H79ZM92 162V161H91ZM63 163H60V164H63ZM86 163V162H85ZM95 163V162H94ZM155 163V162H154ZM153 163V164H154ZM29 164V163H28ZM32 164L31 168L34 166ZM42 164V165H43ZM50 166L51 164L48 163ZM69 164V163H68ZM77 164V162H76ZM47 165V164H46ZM47 165V169H48V166ZM59 165V164H58ZM93 165V164H92ZM95 165V164H94ZM41 166V165H40ZM56 166V164L54 165ZM157 166V165H156ZM165 166V165H164ZM192 166V165H191ZM24 167V166H23ZM61 167V165H60ZM76 167V166H75ZM162 167V166H161ZM166 167V166H165ZM174 167V165H173ZM26 168V167H25ZM24 168V169H25ZM44 168V167H43ZM42 168V169H43ZM51 168V167H50ZM63 168V167H62ZM94 168V167H93ZM100 168V169H101ZM158 168V167H157ZM164 168V167H163ZM30 169V168H29ZM97 169V167H96ZM101 169V170H102ZM156 169V168H155ZM34 170V169H33ZM52 170V169H51ZM62 170V169H61ZM93 171V169H91ZM164 170V169H163ZM172 170V169H171ZM186 170V172L184 171ZM24 172H26V170H23ZM35 171V170H34ZM33 171V172H34ZM50 171V170H49ZM100 171V170H99ZM195 171V172H197ZM30 172V171H29ZM60 172V171H58ZM95 172V171H93ZM165 172V171H164ZM201 173V171H199ZM44 173V172H43ZM131 173V174H130ZM157 173V172H156ZM198 173V172H197ZM262 173V172H261ZM14 174V172H13ZM23 174V173H22ZM38 174V173H37ZM96 174V173H95ZM99 174V172H98ZM152 174V173H151ZM167 174V173H166ZM180 174H183V175H187L188 178H191L189 182H187V179H184L180 177ZM202 174V173H201ZM5 175V173L3 174V176ZM6 175H9V174H6ZM16 175V174H15ZM45 175V174H44ZM77 175V174H76ZM93 175V174H91ZM153 175V174H152ZM164 175V174H163ZM204 175V174H203ZM27 176H30L29 174ZM36 176H39V175H36ZM99 176V175H98ZM97 176V177H98ZM150 176V174H149ZM161 176V175H160ZM159 176V177H160ZM169 176V175H168ZM167 176V177H168ZM206 176V177H207ZM2 177V176H1ZM7 177V176H6ZM43 177V176H42ZM67 177V176H66ZM72 177V176H71ZM108 177V176H107ZM148 177V176H147ZM171 177V176H170ZM5 178V177H4ZM33 178V177H32ZM34 178H35V174H34ZM33 178V179H34ZM40 178V177H39ZM102 178V177H101ZM169 178V177H168ZM198 178V177H197ZM8 179V178H7ZM11 179V178H10ZM16 179V178H15ZM31 179V177H30ZM32 179V180H33ZM42 179V178H41ZM65 179V178H64ZM69 179V178H68ZM82 179V178H81ZM88 179V178H87ZM113 179V180H114ZM125 179V180H126ZM145 179V177H144ZM196 179V178H195ZM3 180V179H2ZM40 180V179H39ZM75 180V179H74ZM97 180V179H96ZM100 180V179H98ZM124 180V181H125ZM162 180V179H161ZM168 180V179H167ZM210 180V179H209ZM30 181V180H29ZM35 181V180H34ZM44 181V180H43ZM80 181V180H79ZM95 181V180H94ZM127 181V180H126ZM142 181V180H141ZM145 180H143L144 182ZM147 181V180H146ZM264 181V180H263ZM20 182V181H19ZM46 182V181H45ZM50 182V181H49ZM75 182V181H74ZM99 182V181H98ZM165 182V181H164ZM26 183V182H25ZM42 183V182H41ZM77 183V182H76ZM83 183V182H82ZM115 183V182H114ZM155 183V182H154ZM163 183V182H162ZM162 183H159V184H162ZM44 184V183H43ZM48 184V183H47ZM46 184V185H47ZM91 184H93L91 182ZM202 184V183H201ZM238 184V186H237ZM262 184V183H261ZM9 185V184H8ZM12 185V184H10ZM39 185V184H38ZM43 187V190H47L48 191V187ZM52 185V184H51ZM85 185V184H84ZM106 185V184H105ZM109 185V184H108ZM155 185V184H154ZM216 185H218V188L216 187ZM5 187L7 185H4ZM44 186V185H43ZM53 186V185H52ZM50 186V189L51 187ZM76 186V185H74ZM87 186V185H86ZM85 186V188H86ZM90 186V185H89ZM163 186V185H162ZM160 186V187H162ZM166 186V185H165ZM255 186V185H254ZM5 187L2 189L3 191L0 193V195H2L0 197V199H4L9 196V194L13 195L11 192H9L8 194V190L10 189V187H6L7 191H4ZM13 186H11L12 188ZM28 187V186H27ZM33 187V186H32ZM55 187V186H54ZM93 187V186H92ZM115 187V188H116ZM142 187V186H141ZM264 187V186H263ZM20 188V187H19ZM36 188V187H35ZM38 188V187H37ZM261 188V187H260ZM18 189V188H17ZM49 189V190H50ZM60 189V188H59ZM114 189V188H113ZM151 189V188H150ZM154 189V188H153ZM156 189V188H155ZM166 189V188H165ZM252 189V188H251ZM250 189V190H251ZM255 189V188H254ZM33 190V189H32ZM30 190V191H32ZM35 190V189H34ZM42 190V189H41ZM77 190V189H76ZM143 190V189H141ZM148 190V189H147ZM258 190V189H257ZM256 190V191H257ZM262 190V188L260 189ZM1 191V190H0ZM24 191V190H23ZM54 191V190H53ZM56 191V190H55ZM66 191V190H65ZM106 191V190H105ZM200 191V190H199ZM204 191V192H205ZM236 191H239V190H236ZM255 191V192H256ZM263 191V190H262ZM37 192V191H36ZM52 192V191H51ZM56 192H59V191H56ZM139 192V191H138ZM142 192V191H141ZM155 192V191H153ZM159 192V191H158ZM157 192V193H158ZM219 196H218V194ZM231 192V191H230ZM249 192V191H248ZM252 192V191H251ZM43 193V192H42ZM41 193V194H42ZM145 193V192H143ZM202 193V192H201ZM217 194V196H213L214 194ZM258 193V192H257ZM261 192L259 191V194ZM61 194V193H60ZM123 194V193H122ZM127 194V193H126ZM133 194L136 195V192L135 191H130V193L128 194L129 195V198H127L130 202L129 203H135V201L137 202V200L139 199V197L137 199H134L133 198ZM156 194V193H155ZM173 194V195H174ZM240 194V195H239ZM236 197L235 194L232 193V197L231 198V202L234 204V203H237V202H242V201H245L247 202H250L251 201V195H248L249 193L245 192V193H239ZM35 195V194H34ZM58 195V194H57ZM62 195V194H61ZM124 195V194H123ZM127 195V196H128ZM154 195V193H153ZM157 195V194H156ZM154 195V196H156ZM160 196V194H158ZM165 195V194H164ZM261 195V194H260ZM43 196V195H42ZM60 196V195H59ZM114 196V195H113ZM145 196V195H144ZM150 196V195H148ZM163 196V195H161ZM200 196V195H199ZM203 196V195H202ZM201 196V197H202ZM227 196V195H226ZM259 196V195H258ZM264 196V195H263ZM11 197V196H10ZM16 197V196H15ZM166 197V196H165ZM201 197H200V201H201ZM262 197V195L260 196ZM58 198V197H57ZM62 198V197H61ZM107 198V197H106ZM118 198V197H117ZM126 198V197H125ZM142 198V197H140ZM168 198V197H167ZM254 198V197H253ZM259 198V197H258ZM264 198V197H263ZM9 199V197H8ZM46 199V198H45ZM54 199V198H53ZM122 199V198H121ZM127 199L125 200V202L127 201ZM153 199V197H152ZM155 199V198H154ZM157 199V198H156ZM170 199V198H169ZM172 199V198H171ZM190 199V200H189ZM199 199V198H198ZM204 199V197H203ZM202 199V200H203ZM238 199V200H237ZM13 199H11V202H12ZM18 200V199H17ZM24 200V199H23ZM124 200V198H123ZM122 200V201H123ZM147 200V201H146ZM146 200L144 201V203H148L149 202V205L151 204H157V201H158V208H161L163 206H166L169 204V202L165 199V198H162L161 200H157V201H153V200H148L146 198ZM178 200V199H177ZM254 200V199H253ZM253 200L251 203H253ZM8 201V200H7ZM15 201V200H14ZM41 201V200H39ZM52 201V200H51ZM58 201V200H57ZM142 201V200H141ZM259 201V199L257 200ZM264 201V200H263ZM102 202V201H101ZM105 202V201H104ZM119 202V201H117ZM156 202V203H155ZM205 202H206V199H205ZM203 201V203H205ZM212 201L210 200V203ZM221 202V203H222ZM256 202V201H255ZM10 203V202H8ZM13 203V202H12ZM43 203V202H42ZM143 203V202H142ZM151 203V204H150ZM171 203V202H170ZM199 203V202H197ZM210 203H209V206H210ZM220 203V204H221ZM224 203V202H223ZM38 204V203H37ZM136 204V203H135ZM207 205V203H205ZM215 204V203H214ZM232 204V205H233ZM258 204V202H257ZM27 205V204H26ZM142 205V204H141ZM148 205V204H147ZM152 205V207H153ZM191 205V204H189ZM197 205V204H195ZM235 205V204H234ZM240 205V203H239ZM238 205V206H239ZM250 205V204H249ZM260 205V204H259ZM18 206V205H17ZM106 206V205H105ZM145 206V204H144ZM154 206V207H156ZM170 206V205H169ZM201 206V204H200ZM208 206V205H207ZM206 206V207H207ZM218 206V205H217ZM237 206V207H238ZM243 206V205H240V207ZM248 206V205H247ZM127 207V206H126ZM151 207V208H152ZM199 207V206H198ZM215 207V206H214ZM220 207V206H219ZM232 207V206H231ZM10 208V207H9ZM150 208V207H149ZM165 208V207H164ZM236 208V207H235ZM6 209V208H5ZM23 209V208H22ZM168 209V208H167ZM214 209V208H213ZM221 209V208H220ZM234 209V208H233ZM232 209V210H233ZM157 210V209H156ZM155 210V211H156ZM169 210V209H168ZM211 211V210H210ZM234 211V210H233ZM241 211V210H240ZM106 212V211H105ZM125 212V211H124ZM168 212V211H167ZM166 212V213H167ZM165 213V212H164ZM136 214V213H135ZM64 215V214H63ZM106 215V214H105ZM149 215V214H148ZM106 216H109V215H106ZM156 216V215H155ZM158 217V216H157ZM160 217V216H159ZM195 217V216H194ZM251 217V216H250ZM84 218V217H83ZM131 218V217H130ZM153 218V217H152ZM186 218V217H185ZM81 219V218H80ZM190 219V218H189ZM200 219V218H199ZM182 220V219H181ZM209 220V219H208ZM134 221V220H133ZM138 221V220H137ZM147 221V220H146ZM212 221V220H211ZM179 222V221H178ZM224 222V221H223ZM222 222V223H223ZM247 222V221H246ZM65 223V222H63ZM152 223V222H151ZM154 223V222H153ZM176 223V222H175ZM189 223V222H188ZM66 224V223H65ZM74 224V223H73ZM77 224V223H76ZM91 224V223H90ZM95 224V223H94ZM143 224V223H142ZM149 224V223H148ZM232 224V223H231ZM63 225V224H62ZM68 225V224H66ZM80 226V225H78ZM82 226V225H81ZM135 226V225H134ZM161 226V225H160ZM248 226V225H247ZM145 227V226H143ZM158 227V226H157ZM208 227V226H207ZM164 228V227H163ZM232 228V226H231ZM242 228V227H241ZM89 229V228H88ZM91 229V228H90ZM158 229V228H157ZM245 229V228H244ZM249 229V228H248ZM68 230V229H67ZM180 230V229H179ZM64 231V230H63ZM80 231V230H79ZM85 231V230H84ZM158 231V230H157ZM161 231V230H160ZM159 231V232H160ZM183 231V230H182ZM227 231V230H226ZM247 231V230H246ZM252 231V229H251ZM259 231V230H258ZM58 232V230H57ZM60 232V231H59ZM82 232V231H81ZM201 232V231H200ZM218 232V231H217ZM74 233V232H73ZM75 233H78V232H75ZM152 233V232H151ZM189 233V232H188ZM207 233V232H206ZM246 233V232H245ZM141 234V233H140ZM204 234V232H203ZM66 235V234H65ZM156 235V234H155ZM170 235V234H169ZM182 235V234H181ZM233 235V234H232ZM82 236V235H81ZM184 236V235H183ZM187 236V235H186ZM207 236V235H206ZM76 237V236H75ZM87 237V236H86ZM195 237V236H194ZM198 237V236H197ZM215 237V236H214ZM232 237V236H231ZM209 238V237H208ZM236 238V237H235ZM247 238V237H246ZM264 238V237H263ZM200 239V238H199ZM220 239V238H219ZM217 239V240H219ZM233 239V238H232ZM236 240V239H235ZM193 241V240H192ZM216 241V240H215ZM243 241V240H242ZM245 241V240H244ZM204 242V241H203ZM217 242V241H216ZM236 241H234L235 243ZM254 242V241H253ZM153 243V242H152ZM200 243V242H199ZM239 243V242H238ZM251 243V242H250ZM217 244V243H216ZM252 244V243H251ZM207 245V244H206ZM248 245V244H247ZM250 245V244H249ZM219 246V245H217ZM237 247V246H236ZM202 249V248H201ZM218 249V248H217ZM163 251V250H162ZM198 252V251H197ZM218 252V251H217ZM256 252V251H255ZM204 253V252H203ZM229 253V252H228ZM246 253V252H245ZM219 255V253H217ZM221 254V253H220ZM227 254V253H225ZM247 254V253H246ZM211 256V255H210ZM228 257V255H227ZM232 257V256H231ZM250 257V256H249ZM218 258V257H217ZM220 258V257H219ZM214 259V258H213ZM264 259V258H263ZM165 260V259H163ZM206 260V259H205ZM222 260V259H221ZM234 260V259H233ZM238 260V259H236ZM245 260V259H244ZM262 260V259H261ZM224 261V260H223ZM258 261V260H257ZM263 262V261H262ZM200 263V262H199ZM226 263V262H225ZM237 263V262H236ZM261 263V262H260ZM220 264V263H219Z\"/></svg>",
  "mask_w": 264,
  "mask_h": 264
}]
</instances>
